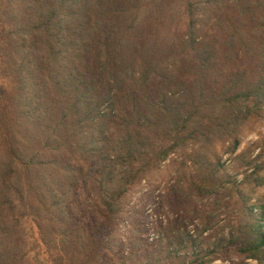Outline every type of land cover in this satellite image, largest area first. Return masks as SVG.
<instances>
[{
  "label": "trees",
  "instance_id": "trees-1",
  "mask_svg": "<svg viewBox=\"0 0 264 264\" xmlns=\"http://www.w3.org/2000/svg\"><path fill=\"white\" fill-rule=\"evenodd\" d=\"M0 23V264H105L165 164L213 204L167 228V256L264 264V161L237 154L264 112V0H0Z\"/></svg>",
  "mask_w": 264,
  "mask_h": 264
},
{
  "label": "rangeland",
  "instance_id": "rangeland-1",
  "mask_svg": "<svg viewBox=\"0 0 264 264\" xmlns=\"http://www.w3.org/2000/svg\"><path fill=\"white\" fill-rule=\"evenodd\" d=\"M1 29V23H0ZM250 61V60H249ZM250 72L252 73L253 63L250 61ZM232 71L227 69L224 75H229ZM2 77V68L0 66V82ZM244 137L242 144L237 152L241 154L245 150H250L254 156L262 153L264 161V112L259 118L251 119L244 127ZM225 155L223 161L227 167L231 163ZM164 168L156 171L148 176V178L134 186H132L125 196L124 210L117 220L113 236L117 241H123L124 244L115 248V257L111 252L106 254L105 264H178L176 257L169 258L168 246L162 241L163 235L170 226L175 229L176 226L187 227L192 233L195 232L199 225V220L194 210L197 206L202 212L211 211L213 204L212 199H189L178 194H173L172 184L175 178L174 168ZM231 170L232 168H228ZM234 173V171H231ZM243 175H239L242 179ZM264 193L262 188L259 194ZM210 203V204H209ZM220 212V209H218ZM226 209L219 214L216 221H220L219 225H215L214 230L205 233L206 241L203 243L205 250H212L214 242L221 235L217 231L220 229L223 216H226ZM84 221L88 222L89 217H84ZM181 223V225L179 224ZM180 239V237H179ZM153 245H149V243ZM178 242V240H177ZM173 248V247H172ZM188 251L193 252L192 249ZM218 259L211 264H253L248 260L234 252L223 253L219 250ZM127 256V259L125 257ZM226 256L225 259L222 257Z\"/></svg>",
  "mask_w": 264,
  "mask_h": 264
}]
</instances>
